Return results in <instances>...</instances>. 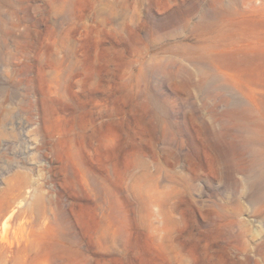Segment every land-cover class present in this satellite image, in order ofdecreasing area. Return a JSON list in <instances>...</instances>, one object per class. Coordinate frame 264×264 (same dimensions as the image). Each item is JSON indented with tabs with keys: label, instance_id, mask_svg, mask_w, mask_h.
I'll return each instance as SVG.
<instances>
[{
	"label": "rangeland",
	"instance_id": "rangeland-1",
	"mask_svg": "<svg viewBox=\"0 0 264 264\" xmlns=\"http://www.w3.org/2000/svg\"><path fill=\"white\" fill-rule=\"evenodd\" d=\"M0 264H264V0H0Z\"/></svg>",
	"mask_w": 264,
	"mask_h": 264
}]
</instances>
